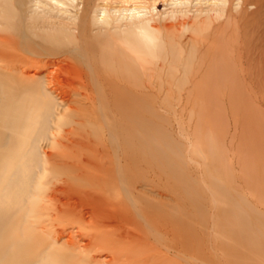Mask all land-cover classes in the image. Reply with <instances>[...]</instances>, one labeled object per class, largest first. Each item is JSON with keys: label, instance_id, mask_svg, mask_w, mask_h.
<instances>
[{"label": "bare ground", "instance_id": "bare-ground-1", "mask_svg": "<svg viewBox=\"0 0 264 264\" xmlns=\"http://www.w3.org/2000/svg\"><path fill=\"white\" fill-rule=\"evenodd\" d=\"M96 1L77 0L68 33L37 29L54 24L27 0H0V264H264V0H221L186 22L187 58L171 38L93 32ZM182 57L186 95L213 84L256 116L255 206L214 178L221 215L208 216L185 143L149 103L161 60Z\"/></svg>", "mask_w": 264, "mask_h": 264}, {"label": "rangeland", "instance_id": "rangeland-1", "mask_svg": "<svg viewBox=\"0 0 264 264\" xmlns=\"http://www.w3.org/2000/svg\"><path fill=\"white\" fill-rule=\"evenodd\" d=\"M220 1L97 0V7L92 12V31L107 36L109 34L131 37L145 36L146 39L149 38L159 45L163 43L162 40L171 38L177 43V48L182 55L187 58L186 53L190 49L189 43L193 42L191 37H194L195 33L193 28L186 26L185 23L199 20L200 18L195 19L197 14L201 11L205 14L211 8H218ZM76 3L77 0H27L25 6L29 16L33 15L42 21H50L54 24L53 26H43V22H40L37 29H57L69 33L74 31L75 22L78 19L80 7L76 6ZM151 25H156V28H151ZM149 59L153 60V62L147 63L149 72L155 74L157 73L155 68L158 69L159 66L155 65L157 62H155V58L149 57ZM183 59V57L179 59L176 64H170L168 59L161 60L164 65L161 63L162 68L160 69L162 93L159 98L150 99L149 103L162 113L165 129L185 143L183 151H185L186 160L189 163L188 169L195 178L194 184L202 194L201 208L207 210L208 216L215 214L217 219L218 215H221L219 206L222 204L219 202V205H214L212 197L220 200L219 192L212 188L215 179L224 182L223 186L226 185L228 190L234 194L235 189H239L245 199L255 206L258 161L256 116L247 114L245 108L242 111V106H246L238 95L222 97L215 94L218 92L211 91L214 89L213 84L205 87L208 91L207 97L186 95V88L189 86L187 84L181 86L178 81L182 75L180 64L183 63ZM194 61L191 71L198 66V60ZM154 77L153 75L152 78ZM181 87L184 88L181 89ZM215 87L220 89L219 91L225 88L223 85ZM243 112L245 113L243 114ZM250 118L251 120H249ZM197 149L206 151V158L197 153ZM238 177L240 178L238 179ZM161 185L167 193V196L164 195V199L175 201L169 195L179 191L170 192L173 189V182L166 175L161 179ZM207 221L210 226L212 218L208 217ZM74 229L76 228L74 227ZM105 254L98 255L99 260L102 264H110L103 259Z\"/></svg>", "mask_w": 264, "mask_h": 264}]
</instances>
